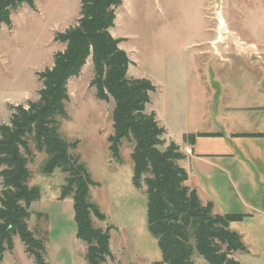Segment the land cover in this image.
<instances>
[{
    "label": "rangeland",
    "instance_id": "obj_1",
    "mask_svg": "<svg viewBox=\"0 0 264 264\" xmlns=\"http://www.w3.org/2000/svg\"><path fill=\"white\" fill-rule=\"evenodd\" d=\"M79 1L35 0L33 10L20 6L11 25L0 28V124L8 123L9 106L37 100L36 74L63 50L54 36L75 24ZM121 1L111 34L124 39L119 47L133 62L128 75L155 86L146 112H154L166 128L164 139L212 155L214 165H200L195 155L178 162L188 173L186 186L202 204L211 202L215 214L242 215L229 229L246 252L233 258L264 264V0ZM91 78L89 60L68 82L67 119L59 120L58 132L77 142L71 153L99 184L89 197L106 217L93 218V226L112 227L114 259L105 264H154L161 254L147 230L145 186L132 182L133 144L122 142L119 160L112 158L107 138L113 103L96 99ZM188 135H197L193 143ZM29 146L34 155L29 186L38 187L40 199L28 209L27 226L42 241L46 264H88L86 245L76 238L73 194L60 199L67 175L59 168L43 174L46 155ZM245 161L252 176L241 173ZM13 243L14 256L22 259L23 244L17 236ZM192 261L206 264L197 254Z\"/></svg>",
    "mask_w": 264,
    "mask_h": 264
},
{
    "label": "trees",
    "instance_id": "obj_2",
    "mask_svg": "<svg viewBox=\"0 0 264 264\" xmlns=\"http://www.w3.org/2000/svg\"><path fill=\"white\" fill-rule=\"evenodd\" d=\"M34 1L0 0V28L11 25L10 16L20 6L33 10ZM121 4V0H80L75 24L54 36L63 50L54 54L50 68L36 74L37 100L9 106L8 123L0 124V261L4 252L12 251L17 236L33 264H46L42 241L27 226L28 209L40 199L38 187L29 186L28 164L34 159L30 143L35 152L46 155L40 168L43 174L59 168L67 175L60 199L73 194L76 238L86 245L87 263L114 259L109 248L112 227L101 229L92 223L93 218L106 219L89 197V189L99 184L71 153L77 142L65 141L58 132L59 120L67 119L68 82L90 60V89L96 99L113 103L109 153L119 160L122 142L133 144L132 182L135 188L145 186L147 230L161 254V261L154 264H195V254L206 264H240L233 256L245 253L246 248L229 226L243 216L215 214L211 202L202 204L196 191L186 186L188 174L178 165L184 154L175 143H166L165 130L154 112H146L155 86L128 75L133 62L119 47L124 39L111 34L115 10ZM196 136L185 138L193 143Z\"/></svg>",
    "mask_w": 264,
    "mask_h": 264
},
{
    "label": "crops",
    "instance_id": "obj_3",
    "mask_svg": "<svg viewBox=\"0 0 264 264\" xmlns=\"http://www.w3.org/2000/svg\"><path fill=\"white\" fill-rule=\"evenodd\" d=\"M158 123H159V121H158ZM160 125V124H159ZM164 128V130H165V136H167V130H166V128L165 127H163ZM164 136V137H165ZM165 141H166V143H169L171 140L168 138V140L167 139H165ZM173 143H175L179 148H180V151L181 152H183V150H184V148H189L190 150H191V154L190 155H188V156H196L195 158H194V160L196 161V162H199V164L200 165H205V166H209V164H211V165H214L213 164V162H211L210 160H209V158L212 156L211 154H195V152H194V150H192L190 147H188V146H186V145H181V144H179V143H177V142H173ZM184 156H185V158H186V156H187V154L185 155L184 154ZM214 156H216V155H214ZM213 156V157H214ZM218 156V158L219 159H214V160H217V162H219V160L221 159L220 158V155H217ZM242 164L241 165H239L240 166V169H241V173H244V174H248V176L249 175H251V169H250V166H249V164L245 161V162H241ZM217 164V163H216ZM216 166V165H215ZM184 169V168H183ZM185 170V169H184ZM188 174V173H187ZM243 176V175H242ZM252 176V175H251ZM250 178V177H249ZM188 179H189V176H188ZM188 181V180H187ZM191 189V188H190ZM196 191V190H195ZM197 193V192H196ZM198 196V195H197ZM14 243H13V249H12V251L11 252H4V254H3V256H2V259H1V261H0V264H21L22 263V260H25L27 263H29V264H33V259H32V257L31 256H29L26 252H25V250H24V255H23V258L22 259H16V257L14 256ZM23 249H24V247H23ZM25 256V257H24ZM7 257H10L11 259H9L10 261H8V259H6Z\"/></svg>",
    "mask_w": 264,
    "mask_h": 264
},
{
    "label": "built area",
    "instance_id": "obj_4",
    "mask_svg": "<svg viewBox=\"0 0 264 264\" xmlns=\"http://www.w3.org/2000/svg\"><path fill=\"white\" fill-rule=\"evenodd\" d=\"M184 153L187 155L191 154V150L189 148H184Z\"/></svg>",
    "mask_w": 264,
    "mask_h": 264
}]
</instances>
